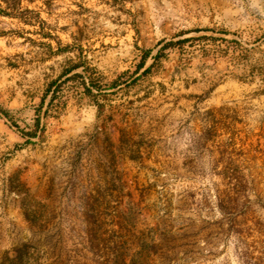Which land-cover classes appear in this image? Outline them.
Here are the masks:
<instances>
[{
  "label": "rangeland",
  "instance_id": "obj_1",
  "mask_svg": "<svg viewBox=\"0 0 264 264\" xmlns=\"http://www.w3.org/2000/svg\"><path fill=\"white\" fill-rule=\"evenodd\" d=\"M0 264H264V0H0Z\"/></svg>",
  "mask_w": 264,
  "mask_h": 264
},
{
  "label": "trees",
  "instance_id": "obj_2",
  "mask_svg": "<svg viewBox=\"0 0 264 264\" xmlns=\"http://www.w3.org/2000/svg\"><path fill=\"white\" fill-rule=\"evenodd\" d=\"M169 45H171V44H170V43L165 44V45L161 46V47L157 50V52H156V54H155V56H154L155 61H156V60H160L161 56H162L163 53H164L165 48H166L167 46H169ZM149 55H150V50H147V51L144 52V54H143V56H142V58H141V60H140V62H139V64H138L137 69H140L141 67L144 66V64H145V62H146V60H147V58H148ZM153 66H154V62L151 63L148 67H146V68L144 69L143 73H147V72H149V71L153 68ZM73 67H75V66H73Z\"/></svg>",
  "mask_w": 264,
  "mask_h": 264
},
{
  "label": "crops",
  "instance_id": "obj_3",
  "mask_svg": "<svg viewBox=\"0 0 264 264\" xmlns=\"http://www.w3.org/2000/svg\"><path fill=\"white\" fill-rule=\"evenodd\" d=\"M3 131H5V130H3ZM8 131H9V130L5 131V133H6V134H9ZM41 174H42L41 171H38V170L36 171V170H35V171L33 172V178H38V177L41 176ZM34 183L36 184V180H35Z\"/></svg>",
  "mask_w": 264,
  "mask_h": 264
}]
</instances>
